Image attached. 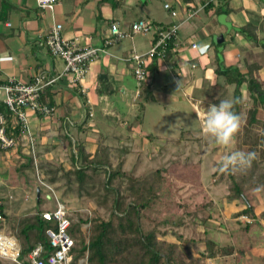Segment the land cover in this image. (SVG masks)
Masks as SVG:
<instances>
[{"label":"rangeland","instance_id":"obj_1","mask_svg":"<svg viewBox=\"0 0 264 264\" xmlns=\"http://www.w3.org/2000/svg\"><path fill=\"white\" fill-rule=\"evenodd\" d=\"M171 1L175 2V0ZM135 3V0H130L126 4V14L121 16L123 24L126 25L136 18L142 12L143 6H146L145 9L152 19L160 21L164 25H172V21H180L182 19L181 8L178 4L175 7L172 5V8L180 13V16L176 18L172 16L171 10L164 8V0L141 1L138 4L141 6L140 8H136ZM195 18L202 31L210 37L206 41L204 49L214 50L219 48L213 44V41L215 42L216 38L222 34L226 35L227 30L223 24L215 28L217 20L214 19L213 21L203 10L198 12ZM131 24L128 28H123V30L130 32ZM135 37L138 40L140 35H134ZM130 43L131 40L128 37L110 46V48L116 47L117 44L129 46ZM225 45L227 43L222 42L218 50H221ZM193 48L192 50H194ZM262 55L264 56V53ZM198 59V57L196 59V57L192 56L191 61ZM157 61L159 60L154 59V65H151L148 70L149 84L153 83L154 97L143 101L140 99L143 98V90L139 97H135L136 90H141L142 87L131 76L128 77L129 90L127 95H123L120 90L108 95L110 104L117 106L119 111V115L114 116L112 121L115 124H119L118 130L120 129L119 131L122 132L121 137L118 136L119 131H114V134L117 133L116 136L119 139L110 138L111 142L109 141L112 144V164L116 165L119 160L123 159L124 169L133 171L137 176L148 174L158 168L167 170V174L173 184L171 196L177 204H180L179 207L176 206L175 208L182 215L181 218L184 219V225L176 228V231L188 240L180 242L173 233H168L164 238L178 244L177 253L185 261L198 257L205 248L203 240L198 239L209 237L221 245H243L247 252L244 256H237L236 254L218 255L215 258H208L204 264H264V185L249 192L250 203L255 207L256 218L261 226L255 225L250 231L244 232L245 226L252 221V218L246 214L237 215L238 212L245 208V203L240 199H230L228 196V181L226 179L217 180L218 176L215 175L218 169V161L223 155L231 151H241L242 149L238 146L239 143L236 144V138L228 148L207 142L202 136L200 121L196 115L198 110L204 112L211 105V101L216 98V94H220L222 100H233L234 86L230 85V90L220 93H217L216 90H211L202 96V103H200L198 99L192 98L193 95L188 87L180 89L174 77L178 75L183 80V83L187 85L188 81L182 77L186 74L181 73V71H190L191 61L179 66H173L169 62L158 64ZM116 62L122 63L121 61ZM129 66L130 72H133V63L130 62ZM192 72L197 75H205L202 67L198 69L192 68ZM219 82L224 83V77H219ZM243 92L246 102L245 107H247L249 105V92L246 86L243 87ZM212 93L214 94L213 96H211ZM145 103L152 107V111H156V115L154 114L153 117L155 116L157 119L155 129L157 136L144 137L141 144V142L139 143L140 138L132 137L133 141L130 140L131 132H129L128 128L130 129L131 126L129 127L123 123L131 124V120H133L135 115L136 120L134 122H140L139 117L142 116V113L138 111V108H142ZM94 114L93 120L100 128L97 135H93L95 136L93 137L95 138L94 142H106L107 138H103L102 130L106 127L108 129V126H105L107 124L102 122L103 119L106 120L109 117L105 115L102 105L95 107ZM120 126L122 127L120 128ZM48 134L37 144L39 145L37 146V152L40 154L39 156L37 153L38 157L49 161L47 166L51 169L58 166L57 164L61 160L60 157L67 158L70 163L69 145L61 137V133ZM36 136L38 138L37 134ZM57 136L62 139V146L52 140V137L55 139ZM178 139H181V144L176 143ZM57 152L61 155L57 154ZM26 155L30 154L25 151L23 159H26ZM49 156L50 160H48ZM20 163L22 162L15 157L14 149L0 153V178L2 179L0 197H2L8 215L13 219L25 215H34L40 207L37 202V190L40 183L36 172L28 170L26 173H20L17 170ZM262 166L264 168V160L262 161ZM42 174L40 167V175L43 179ZM61 184L63 182L52 185L58 194L62 195L71 212L80 210L88 213L89 216H95L98 212L102 215L107 214L105 208L99 206L94 198H88L86 195L78 196L76 193V195L69 194L65 197L63 190L64 188L66 189V186L63 184L65 187L60 188ZM54 204V200L48 199L43 201L42 207L53 208ZM1 227L8 232L10 230L13 231L10 223L7 227L3 225ZM164 229L163 227L162 230Z\"/></svg>","mask_w":264,"mask_h":264},{"label":"trees","instance_id":"obj_2","mask_svg":"<svg viewBox=\"0 0 264 264\" xmlns=\"http://www.w3.org/2000/svg\"><path fill=\"white\" fill-rule=\"evenodd\" d=\"M205 2L206 0L203 3ZM228 4L229 0H220L213 13H229ZM212 6H215L214 2L208 0L204 8L206 11H212ZM153 23L163 28L170 26ZM238 31L253 44L261 46L264 52V37L259 36L256 21L249 20L247 24L238 28ZM213 44L221 45L216 42ZM175 53H177L175 44L171 41L166 56H172ZM149 67L150 64L148 70ZM262 68L258 62H246L245 68L219 65L216 69V73L224 77L225 84L234 86L233 111L241 119V128L235 137L236 144L239 143L241 151L257 154V158L245 172L225 173L218 169L215 172L218 176L217 180L226 179L228 181L229 198L240 199L245 203V208L237 214H246L252 218V221L245 226L244 232L250 231L255 225L261 226L256 218L255 207L250 203L249 192L264 185L262 166L264 160V79L260 75ZM218 85L221 90H216V92L220 93L224 85ZM244 86L249 92L247 107H245ZM213 95L212 93L211 96ZM215 96L211 105L219 104L222 100L220 94ZM139 120L141 121V116ZM60 133L69 145L71 162L69 163L67 158L63 157L57 164L58 166L51 169L47 166L49 161L40 158L39 167H41L44 181L53 185L63 182L66 186L63 190L65 197L69 194L86 195L88 198H94L97 204L105 208L107 212L106 215L98 212L95 216H89L88 213L80 210L72 212L69 229L75 240L72 264H77L81 258H86L87 264H204L208 258H215L218 255L244 256L246 254L247 249L243 245H221L214 239L205 237L198 239L203 240L204 250L198 257L185 261L177 253L178 244L164 238L168 233H173L180 242L188 240L176 231V228L184 225V219L175 208L180 204H177L171 196L173 184L167 170L158 168L148 174L137 176L133 171L124 169L123 159L119 160L116 165L112 164V146L106 142L98 143L93 155L90 156L86 149L87 138L75 137L69 134L67 129ZM43 135L39 133L37 144L42 141ZM180 141L181 139L177 140V142ZM38 155L40 156L39 153ZM21 156L23 157L22 151ZM25 157L26 159L20 163L17 170L22 174L28 170L36 172L33 156L26 155ZM50 159L49 156L48 160ZM63 184L59 187H65ZM38 187L40 196L37 195V202L40 207L34 215L11 218L0 197V208L4 215L0 229L2 225L7 227L9 223L11 224L13 231L10 230V232L19 241L20 258L25 262L28 260L29 253L39 243L45 249L44 255L54 251L47 235V229L55 227V224L45 220L41 215L46 209H52L42 207L43 201L50 199L49 193L41 184ZM60 196L63 199L62 195ZM85 224H88V227L83 229ZM163 227L164 230H162ZM0 264L10 263L0 259Z\"/></svg>","mask_w":264,"mask_h":264},{"label":"crops","instance_id":"obj_3","mask_svg":"<svg viewBox=\"0 0 264 264\" xmlns=\"http://www.w3.org/2000/svg\"><path fill=\"white\" fill-rule=\"evenodd\" d=\"M128 1L130 0H58L52 12L39 7L37 0H0V78L4 79L11 75L24 81H30L37 74H44L49 78L61 74L64 69V61L52 56L45 43V37L55 22H60L63 25V35L67 38H79L81 45L91 44L93 46L103 45L105 37L110 33L112 22H119L122 29L128 28L131 23L141 18L164 25V23L152 19L145 9L146 6H143L142 12L131 22L126 25L123 24L121 16L126 14L125 6ZM141 1L145 0H135L136 8L141 7L138 5ZM212 1L215 6H212V11H206L204 0H175V2L164 0V8L167 3L173 7L178 4L181 8L182 19L171 22L172 24L174 22L181 23L175 45L177 53L158 59L160 62L157 61V63L169 62L173 66H179L187 61L190 62L192 56L196 59L198 57V60L191 61L190 71H181V73L186 74L182 77L188 81L187 85L178 75L174 77L178 87L180 84V89L188 87L193 95L192 98L198 99L200 103H202V96L205 93L211 90H221L218 84L224 85L221 92L231 89L230 84H225V80L224 83L219 82L221 75L216 73L219 65L245 68L246 62H258L263 67L260 75L264 79V56L262 55L264 52L262 47L253 44L238 31V28L252 19L257 22L259 36L264 37V0H229L227 7L230 8V12L216 14L213 11L220 0ZM191 7H199L198 12L203 10L213 21L216 19L215 28L223 24L227 30L223 42H226L227 45L221 50H218L219 45H217L219 48L214 50L204 49L206 41L210 37L199 26L195 18L198 13L193 18L186 20L187 11ZM179 16L180 13L178 12L175 17ZM139 35L138 40L136 37L130 38L129 46L117 44L116 47H109V54L100 57L90 65L83 82L87 91L85 94L78 89V86L69 84L66 78H60L53 85L48 86L42 99L57 106V115L50 118L31 114L32 127L37 135L41 132L44 134L42 136L44 139V136L50 131L49 134L54 133L53 135H55L67 129L69 134H73L75 137L87 138L86 149L88 154L92 156L98 145L96 143L98 141L94 142L95 138L93 137L100 130L93 120L94 111L95 107L102 105L105 115L109 117L106 120L103 119L102 122L108 126V129L106 127L102 130L103 138H107L106 143L112 146L109 143L110 138L119 139L118 136L122 137V132L119 131L120 129L118 130L119 124L112 121L114 116L119 115L118 107L110 104L108 95L114 94L117 90H120L123 95H127L129 90L128 77H134V73L130 72V62H127L125 58L130 56L133 50L147 51L153 41V34ZM154 63L152 61L150 66ZM199 67L203 68L205 75H197L192 72V68L198 69ZM152 85L153 83H150L141 88L139 95L143 90V98L145 99H140L145 101L154 97ZM137 91L135 97H139ZM195 107L197 109L196 105ZM138 111L142 113L140 122L134 123L135 115L131 124L125 122L123 124L131 126L130 129L128 128L131 132L130 140L133 139L132 137H137L140 138L139 143L142 144L144 137L157 136L155 133L157 119L155 116L153 117L154 114L156 115V111H152V107L146 103L142 108H138ZM114 131H119L118 136H116L117 133L114 134ZM52 140L61 146L63 144L59 136L55 139L52 137ZM181 142L178 143L181 144ZM57 154L61 155L58 152Z\"/></svg>","mask_w":264,"mask_h":264},{"label":"built area","instance_id":"obj_4","mask_svg":"<svg viewBox=\"0 0 264 264\" xmlns=\"http://www.w3.org/2000/svg\"><path fill=\"white\" fill-rule=\"evenodd\" d=\"M37 3L39 7L53 12L58 0H37ZM165 8L171 10L172 16L178 15L177 10L173 9L170 3L165 4ZM197 13L198 9L191 7L187 11L186 20L193 18ZM180 26L181 23H173L168 28H163L149 19L141 18L131 24V31L128 32L120 27L119 22H112L110 33L105 37L103 45L93 46L81 45L79 38H67L63 35V25L55 22L45 37V43L52 56L64 61L61 74L51 78L44 74H37L30 81L11 75L4 79L0 78V153L14 149L15 157L21 162L25 160L21 156V151L32 155L38 182L44 186L49 193V198L55 202L52 209H46L41 214L42 218L55 224V227L47 229L54 251L44 255L45 249L39 243L29 253L28 260L25 262L20 258L21 246L16 236L5 229H0V259L10 264H72L74 260L72 251L75 240L69 232L72 212L54 186L41 178L37 137L31 122V114L50 118L57 115V106L42 99L46 88L60 78H66L69 84L78 86V89L85 94L87 91L83 82L90 65L100 57L109 54L110 46L138 34H153L152 45L145 52L133 50L125 60L133 63L137 84L140 87L149 85L148 65L154 59L166 57L171 41H174L176 45ZM139 94L140 90L137 91V95ZM3 220L4 215L0 208V223ZM87 227L88 224L83 225V229ZM77 264H87V259L81 258Z\"/></svg>","mask_w":264,"mask_h":264},{"label":"clouds","instance_id":"obj_5","mask_svg":"<svg viewBox=\"0 0 264 264\" xmlns=\"http://www.w3.org/2000/svg\"><path fill=\"white\" fill-rule=\"evenodd\" d=\"M181 84L179 85V88ZM203 138L217 146L228 148L241 128V119L233 111V101L224 99L212 104L204 112H196ZM257 158L255 152L231 151L218 161V170L225 173L245 172Z\"/></svg>","mask_w":264,"mask_h":264},{"label":"water","instance_id":"obj_6","mask_svg":"<svg viewBox=\"0 0 264 264\" xmlns=\"http://www.w3.org/2000/svg\"><path fill=\"white\" fill-rule=\"evenodd\" d=\"M224 41V35H220L217 39L216 42L222 43ZM38 197L40 196V188L37 190Z\"/></svg>","mask_w":264,"mask_h":264}]
</instances>
